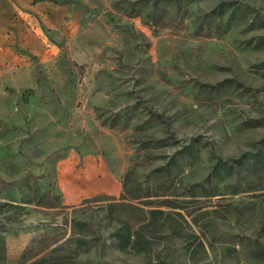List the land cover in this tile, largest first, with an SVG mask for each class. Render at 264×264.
I'll list each match as a JSON object with an SVG mask.
<instances>
[{
  "label": "rangeland",
  "instance_id": "1",
  "mask_svg": "<svg viewBox=\"0 0 264 264\" xmlns=\"http://www.w3.org/2000/svg\"><path fill=\"white\" fill-rule=\"evenodd\" d=\"M51 1L124 44L92 74L96 130L80 111L87 64L58 32L52 61L0 64V264L68 237L72 218L93 235L67 264H264V0ZM217 159L232 170L216 175ZM121 195L177 233L116 248L104 209Z\"/></svg>",
  "mask_w": 264,
  "mask_h": 264
},
{
  "label": "crops",
  "instance_id": "2",
  "mask_svg": "<svg viewBox=\"0 0 264 264\" xmlns=\"http://www.w3.org/2000/svg\"><path fill=\"white\" fill-rule=\"evenodd\" d=\"M82 19L75 9L51 0H0V64L15 54L21 57V51L37 63L52 61L57 57L58 32L67 39L69 57L87 64L88 76L78 87L80 111L85 125L96 130L93 108L104 103L105 95L92 74L113 66L107 58L112 48L123 46L124 39L99 16L89 23Z\"/></svg>",
  "mask_w": 264,
  "mask_h": 264
},
{
  "label": "trees",
  "instance_id": "3",
  "mask_svg": "<svg viewBox=\"0 0 264 264\" xmlns=\"http://www.w3.org/2000/svg\"><path fill=\"white\" fill-rule=\"evenodd\" d=\"M102 124L105 125L104 122ZM235 163H239V161L236 160ZM232 167L233 164L229 165L225 161L217 159L214 172L217 173L220 169L231 171ZM131 199H126L121 195L120 198H113L109 201L104 209L105 218L114 224V231L111 236L115 241L116 248L121 251L131 250L135 253H146L151 249L155 239L159 236L158 234L161 235L162 231H168L173 235L177 233L168 220L169 215H171L169 212L159 208L137 206ZM175 215L184 220L181 213L175 212ZM87 225L86 221H76L72 218L68 237L61 234L57 237L39 239L36 251L32 252V249L29 248L22 253L21 263L67 264V260L75 259L80 254L88 252L91 246L88 245V241L91 239L89 237L93 234L91 229L86 228ZM3 252L4 245L0 237V262L5 259ZM157 264L165 263L160 261Z\"/></svg>",
  "mask_w": 264,
  "mask_h": 264
}]
</instances>
